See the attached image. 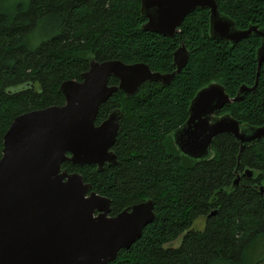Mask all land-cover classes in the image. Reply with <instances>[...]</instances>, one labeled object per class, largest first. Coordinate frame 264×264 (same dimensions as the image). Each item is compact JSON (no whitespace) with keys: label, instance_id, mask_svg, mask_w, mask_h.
I'll return each mask as SVG.
<instances>
[{"label":"trees","instance_id":"16d2710c","mask_svg":"<svg viewBox=\"0 0 264 264\" xmlns=\"http://www.w3.org/2000/svg\"><path fill=\"white\" fill-rule=\"evenodd\" d=\"M0 0V157L3 136L15 116L64 103L60 84L81 79L90 58L143 62L152 71L175 70L173 52L184 45L189 59L167 84L144 82L133 94L117 90L99 108V124L120 111L111 149L115 164L61 168L78 172L91 190L110 199V214L151 199L154 220L108 264H260L264 262V141L239 151L230 134L211 141V156L194 160L175 147L171 133L188 117L190 100L210 82L242 100L221 109L248 126L264 124V61L257 73L261 38L232 44L209 34V11L196 8L174 37L145 31L140 0H28L7 11ZM218 10L239 29H264V0H217ZM49 38L30 46L36 27L50 21ZM109 78V84H117ZM239 155V157H238ZM236 170L240 179L233 180ZM248 171L245 172V171ZM212 212H214L212 214ZM204 219L196 229L197 218ZM180 235L177 247H164Z\"/></svg>","mask_w":264,"mask_h":264},{"label":"water","instance_id":"95a60500","mask_svg":"<svg viewBox=\"0 0 264 264\" xmlns=\"http://www.w3.org/2000/svg\"><path fill=\"white\" fill-rule=\"evenodd\" d=\"M196 8L209 11V34L214 39L234 44L251 34L261 38L256 52L258 76L264 61V29L237 28L218 10L217 0H140L146 18L142 29L174 37ZM188 59L183 44L173 52L175 70L168 73L152 71L143 62L90 58L80 80L60 84L63 104L14 117L3 136L0 157V264H108L141 236L155 217L151 199L111 215L110 199L91 190L80 173L62 169L61 163L96 165L99 170L105 163L115 164L111 147L121 113L115 109L96 124L99 106L118 89L129 96L144 82L169 83ZM110 77L117 84H109ZM256 85L257 78L252 87L241 85L233 97L218 82L200 88L190 100L186 121L171 133L177 150L202 160L211 156V141L219 134L232 135L240 152L264 141V124H240L221 113ZM239 179L236 170L232 185Z\"/></svg>","mask_w":264,"mask_h":264},{"label":"rangeland","instance_id":"374dc122","mask_svg":"<svg viewBox=\"0 0 264 264\" xmlns=\"http://www.w3.org/2000/svg\"><path fill=\"white\" fill-rule=\"evenodd\" d=\"M28 0H4L1 4L2 8L6 9L7 11H14L17 10V5H21L23 7H25V5L27 4ZM53 26H52V22L51 20L42 24L41 26L36 27V29L33 31L31 38H30V46L31 47H35L37 46L40 41L45 40L47 38H49V36L51 35ZM193 227L196 229H203L204 227V219L199 217L197 218L194 223H193ZM181 237L182 235H180L178 238H176L175 240L168 242L166 244H164V247H177L180 244L181 241ZM260 264H264V262L260 263Z\"/></svg>","mask_w":264,"mask_h":264},{"label":"flooded vegetation","instance_id":"af4514ba","mask_svg":"<svg viewBox=\"0 0 264 264\" xmlns=\"http://www.w3.org/2000/svg\"><path fill=\"white\" fill-rule=\"evenodd\" d=\"M106 164V163H105Z\"/></svg>","mask_w":264,"mask_h":264}]
</instances>
